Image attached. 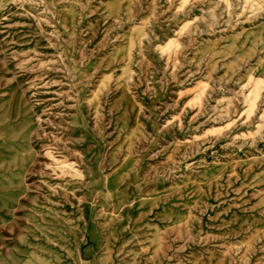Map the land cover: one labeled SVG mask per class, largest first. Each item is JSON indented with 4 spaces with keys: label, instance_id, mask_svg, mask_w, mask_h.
Here are the masks:
<instances>
[{
    "label": "rangeland",
    "instance_id": "374dc122",
    "mask_svg": "<svg viewBox=\"0 0 264 264\" xmlns=\"http://www.w3.org/2000/svg\"><path fill=\"white\" fill-rule=\"evenodd\" d=\"M0 264H264V0H0Z\"/></svg>",
    "mask_w": 264,
    "mask_h": 264
}]
</instances>
